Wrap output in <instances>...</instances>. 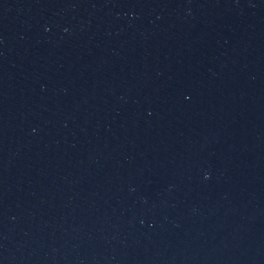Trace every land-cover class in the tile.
<instances>
[{
    "label": "water",
    "instance_id": "obj_1",
    "mask_svg": "<svg viewBox=\"0 0 264 264\" xmlns=\"http://www.w3.org/2000/svg\"><path fill=\"white\" fill-rule=\"evenodd\" d=\"M0 264H264V0H0Z\"/></svg>",
    "mask_w": 264,
    "mask_h": 264
}]
</instances>
